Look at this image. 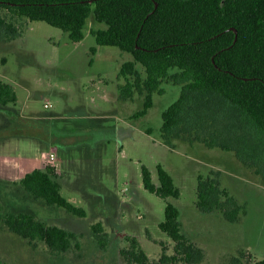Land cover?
<instances>
[{
  "label": "rangeland",
  "instance_id": "obj_1",
  "mask_svg": "<svg viewBox=\"0 0 264 264\" xmlns=\"http://www.w3.org/2000/svg\"><path fill=\"white\" fill-rule=\"evenodd\" d=\"M0 12L19 30V35L9 40L0 29V81L15 87L20 100L17 109H23L25 116L55 117L40 126L65 139L57 152L62 194L88 213L84 218L74 216L25 190L23 177L44 168L42 154L56 146L41 150L33 140L12 139L18 129L28 127L17 122L13 104L0 108V200L4 212L30 213L77 234L71 250L60 253L43 242L31 246L0 222L2 263L126 264L121 251L129 248V238L135 237L150 264H172L165 256L175 254V242L160 229L168 203L179 208L183 233L204 249L201 264H232L239 256L246 264L264 259L261 178L232 152L185 140H175L174 147H169L162 140V115L179 98L180 85L164 82V93L154 95L148 114L134 118L143 109L142 95L120 108L110 100L125 82L122 66L133 57L119 48L97 45L91 30L101 25L93 17L84 41L74 43L63 30L46 22ZM137 69L145 80L143 66L138 64ZM108 113L114 114L108 116L113 119H102ZM117 123L128 130L123 142L115 138V129L108 128ZM158 165L173 176L181 190L179 199H163L145 189L142 168L148 167L159 185ZM212 171L220 172L222 187L246 205L247 213L239 222L230 223L220 213L205 214L197 208L198 176ZM99 222L104 226L105 245L93 231Z\"/></svg>",
  "mask_w": 264,
  "mask_h": 264
},
{
  "label": "trees",
  "instance_id": "obj_2",
  "mask_svg": "<svg viewBox=\"0 0 264 264\" xmlns=\"http://www.w3.org/2000/svg\"><path fill=\"white\" fill-rule=\"evenodd\" d=\"M0 11L46 22L74 43L84 41L93 17L101 25L91 30L97 45L119 48L133 57L121 69L125 82L120 98L144 97L143 109L134 118L148 114L154 95L164 93V82L180 85L179 98L162 115L163 142L174 147L175 140H185L232 152L264 183V0H0ZM0 29L9 40L19 35L13 21L1 12ZM138 64L145 70V80ZM17 101L15 87L0 81V106ZM157 171L159 185L152 171L142 168L145 189L163 199H179L181 190L173 176L162 165ZM220 175L199 174L197 208L239 222L247 213L246 205L222 187ZM59 176L55 168H36L21 184L36 199L87 217L85 208L62 194ZM180 216L179 208L168 203L160 229L175 242V254L165 258L172 264H201L205 251L183 233ZM0 222L33 247L43 242L52 251L65 253L77 241L75 232L30 213H5L1 200ZM93 231L105 245L103 223L95 224ZM129 243L121 251L126 264H150L137 238H129ZM0 264H4L1 259ZM232 264L246 262L239 256ZM253 264H264V259Z\"/></svg>",
  "mask_w": 264,
  "mask_h": 264
},
{
  "label": "crops",
  "instance_id": "obj_3",
  "mask_svg": "<svg viewBox=\"0 0 264 264\" xmlns=\"http://www.w3.org/2000/svg\"><path fill=\"white\" fill-rule=\"evenodd\" d=\"M123 84L119 85V91L116 92L112 98L110 99L112 101V103L117 104V106L120 108L124 105V102H129V101H124L120 98V86H122ZM17 104L20 105V100L18 99L16 104H13L16 107V117L18 118L19 124H22V127H28L27 130H20L18 129V135L16 136H12V139L14 138V140H20V139H26V140H33L35 142H38L37 144L41 145V150L42 149H48L51 146H56L57 148H59V144H62L63 141H65V139L63 137L59 138L57 137L53 130H51V128L49 127H42L40 126V124L42 122H45L47 124V122L55 120L54 116L51 117H40L35 115L34 113L25 116L23 114V109H21L19 107V109H17ZM46 107V105H45ZM1 109H5V108H10V106H5L2 107L0 106ZM13 108V107H12ZM114 114L108 113L106 116L103 115L102 119H106V118H112L113 117H108V116H113ZM131 118V117H130ZM123 119H127V117H123ZM126 120H123V122H125ZM120 123L114 124L108 128L111 129H115V138L119 139L120 142H123V133L127 134V128H124L121 126ZM48 125V124H47ZM122 138V139H121ZM63 188V185H62Z\"/></svg>",
  "mask_w": 264,
  "mask_h": 264
},
{
  "label": "built area",
  "instance_id": "obj_4",
  "mask_svg": "<svg viewBox=\"0 0 264 264\" xmlns=\"http://www.w3.org/2000/svg\"><path fill=\"white\" fill-rule=\"evenodd\" d=\"M50 105L46 104V108H49ZM57 152H58V148L57 147H52L50 151H46L42 154L41 157V162L42 164L45 165L44 168L42 169H46L49 167L55 168V170L59 173H61V169L58 163V158H57Z\"/></svg>",
  "mask_w": 264,
  "mask_h": 264
}]
</instances>
